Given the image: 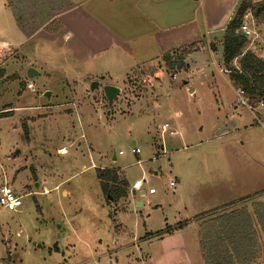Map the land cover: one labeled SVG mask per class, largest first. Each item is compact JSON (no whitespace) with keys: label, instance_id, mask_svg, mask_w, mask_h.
Here are the masks:
<instances>
[{"label":"rangeland","instance_id":"obj_1","mask_svg":"<svg viewBox=\"0 0 264 264\" xmlns=\"http://www.w3.org/2000/svg\"><path fill=\"white\" fill-rule=\"evenodd\" d=\"M243 24V50L263 58L264 22L248 15ZM44 33L29 53L0 55V112L11 110L0 117V187L9 183L23 204L0 213V264H153L154 234L264 190V123L236 104L221 45L208 46L214 37L202 32L189 73L163 67L157 78L160 62L72 61L71 42L58 49ZM189 40L173 33L168 48ZM29 68L38 75L28 78ZM108 83L122 89L111 104ZM98 168L125 179L127 195L107 199Z\"/></svg>","mask_w":264,"mask_h":264},{"label":"crops","instance_id":"obj_2","mask_svg":"<svg viewBox=\"0 0 264 264\" xmlns=\"http://www.w3.org/2000/svg\"><path fill=\"white\" fill-rule=\"evenodd\" d=\"M241 1L0 0V55L29 53L27 46L30 41L39 39L41 34L47 32L46 37L52 42L48 44L58 49L71 42L69 53L74 54L72 61L76 57L85 59L82 55L91 54L105 63L116 64V67L121 64L119 67L122 69L160 62L154 73L159 78L164 67L162 55L177 49L170 51L168 48V39L173 33L181 39L189 38L192 53H199L204 49L199 39L204 32L214 37L208 43L210 51L215 52V48L218 51L222 39L217 37L223 36L227 23ZM21 59L24 60V56ZM161 61L163 66L159 67ZM185 63L184 70L189 73L187 58ZM129 72H125V77ZM110 79L113 82L116 80L115 77ZM122 81L124 85L125 80ZM105 85L118 87L119 93L122 90L115 83ZM257 193L260 192L254 195ZM230 202H223L210 210ZM210 210L194 214L193 218L186 220L185 227L158 237L161 249L154 257L153 264H194L197 258L198 264L199 259L204 264L198 245V219ZM187 224L193 226L192 231L185 229ZM109 264H113L111 259Z\"/></svg>","mask_w":264,"mask_h":264},{"label":"trees","instance_id":"obj_3","mask_svg":"<svg viewBox=\"0 0 264 264\" xmlns=\"http://www.w3.org/2000/svg\"><path fill=\"white\" fill-rule=\"evenodd\" d=\"M264 22V0H242L227 23L221 41L223 67L234 88L243 89L252 100L264 95V57L249 49L243 50L247 36L241 31L246 16ZM188 46V45H187ZM162 55L164 68L184 70L185 60L193 46ZM236 63V64H235ZM0 67V82L5 77ZM1 111L0 117L10 113ZM28 137V127L22 124ZM97 178L107 199L117 201L127 195L128 182L111 169H97ZM248 203L250 205H248ZM198 244L204 264H263L264 260V190L252 197L219 206L199 216ZM185 222L167 226L161 237L181 228ZM149 233L148 235H151Z\"/></svg>","mask_w":264,"mask_h":264},{"label":"built area","instance_id":"obj_4","mask_svg":"<svg viewBox=\"0 0 264 264\" xmlns=\"http://www.w3.org/2000/svg\"><path fill=\"white\" fill-rule=\"evenodd\" d=\"M246 25L243 24L241 26V31L246 32ZM175 77V75H173ZM235 102L240 106L246 107L254 118L261 124L264 123V95L257 97L252 100L250 96L241 88L235 89ZM166 126V125H165ZM132 152L138 153V149H132ZM120 153V152H119ZM175 183L173 181L170 182V186H173ZM141 185L140 181L135 183V186L138 188ZM149 193H155V189L153 187L149 188ZM23 207L22 204V195L18 194L14 187L9 183L4 182L0 187V213H8L12 211H16L19 208Z\"/></svg>","mask_w":264,"mask_h":264},{"label":"water","instance_id":"obj_5","mask_svg":"<svg viewBox=\"0 0 264 264\" xmlns=\"http://www.w3.org/2000/svg\"><path fill=\"white\" fill-rule=\"evenodd\" d=\"M242 33L244 35L247 34L246 32H242ZM26 75H27L28 78H32L33 76L37 75V73H36V71H34V69L29 68ZM96 86H97V84L94 87H96ZM103 92H104V95H105L108 103L111 104L112 101H113V99L118 95L119 88L118 87H115L113 85H105L103 87ZM44 95L45 96H49V91H46L44 93ZM3 214L5 215L6 213H3Z\"/></svg>","mask_w":264,"mask_h":264}]
</instances>
